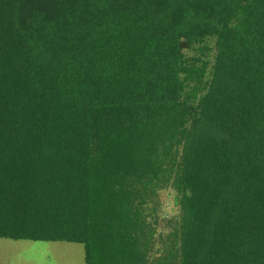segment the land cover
Wrapping results in <instances>:
<instances>
[{"label":"trees","instance_id":"obj_1","mask_svg":"<svg viewBox=\"0 0 264 264\" xmlns=\"http://www.w3.org/2000/svg\"><path fill=\"white\" fill-rule=\"evenodd\" d=\"M212 35L206 82L179 43ZM0 239L264 264V0H0Z\"/></svg>","mask_w":264,"mask_h":264},{"label":"rangeland","instance_id":"obj_2","mask_svg":"<svg viewBox=\"0 0 264 264\" xmlns=\"http://www.w3.org/2000/svg\"><path fill=\"white\" fill-rule=\"evenodd\" d=\"M216 36H206L190 43L180 49L184 53L187 63L203 64L206 70L204 81L210 78L216 51ZM159 210L157 223L155 218L149 215L148 221L155 227L154 246L148 262H152L160 254L161 244L167 243V233L171 231V224L178 215V206L172 189L165 188L159 191ZM163 236V240L159 236ZM163 245V244H162ZM0 264H85L84 247L78 243L62 241L40 240H10L0 239ZM149 264V263H148Z\"/></svg>","mask_w":264,"mask_h":264},{"label":"water","instance_id":"obj_3","mask_svg":"<svg viewBox=\"0 0 264 264\" xmlns=\"http://www.w3.org/2000/svg\"><path fill=\"white\" fill-rule=\"evenodd\" d=\"M186 46H187L186 42H180L179 43V47H181V48L186 47Z\"/></svg>","mask_w":264,"mask_h":264}]
</instances>
